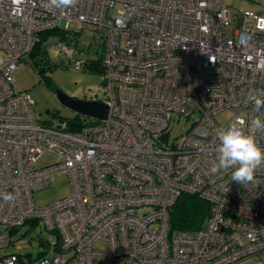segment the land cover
I'll list each match as a JSON object with an SVG mask.
<instances>
[{"label":"built area","instance_id":"obj_1","mask_svg":"<svg viewBox=\"0 0 264 264\" xmlns=\"http://www.w3.org/2000/svg\"><path fill=\"white\" fill-rule=\"evenodd\" d=\"M242 1L247 8L234 0H78L67 8L0 0V264L33 263L8 247L12 230L35 220L56 236L36 264L264 259V165L242 184L231 169L210 171L219 131L264 114L250 99L264 95V0ZM70 21L76 33L91 29L103 39L99 89L109 107L98 124L76 130L41 124L27 94L11 85L37 44L47 51L51 34L42 36L52 30L62 36L50 47L87 68L86 54L64 43ZM226 111L221 125L216 115ZM181 117L190 128L168 140ZM256 135L264 147V133ZM46 152L57 160L35 167ZM60 174L70 194L35 206L33 191ZM181 193L209 203L195 230L169 224Z\"/></svg>","mask_w":264,"mask_h":264},{"label":"rangeland","instance_id":"obj_2","mask_svg":"<svg viewBox=\"0 0 264 264\" xmlns=\"http://www.w3.org/2000/svg\"><path fill=\"white\" fill-rule=\"evenodd\" d=\"M235 8H247L248 2L242 0H234ZM70 31L64 39L67 46L75 47L77 50H82L89 60H97L102 55L103 39L97 31L91 29H83L76 33L77 24L70 21ZM62 36V33L56 32L51 34L47 46L46 63L50 65V69L44 70L46 80L42 74L37 72L34 66V60L38 57L26 55L22 59L26 65L16 67L12 73L14 82L12 88L15 92H25L31 102L30 109L33 114L38 117L43 125L57 127L68 119H77L88 125L98 124V119L79 113L70 107H67L59 100L57 90L62 91L68 96L78 99H96L103 100L105 95L100 91L99 87L102 84L101 72L95 68L90 70L81 67L75 68L74 62L70 60L64 52L56 53L50 47L51 43L57 41ZM89 42L90 44H85ZM45 50V49H44ZM43 63V67L48 64ZM230 114L222 112L216 115L219 124L224 125L227 122ZM191 120L184 117L178 121L172 122L169 127L168 140H181L180 138L190 128ZM57 160L54 154L46 152L42 155L41 160L36 163L35 167H45L54 163ZM69 178L66 174H60L53 178L49 186L46 188L33 191L34 205L43 207L50 204L53 199L58 200L67 196L71 192ZM34 206V207H35ZM3 227L0 226V230ZM11 244L8 250L15 251L26 259H32L36 264V259L40 254L46 251L47 242L51 243L56 236L53 232L45 231L43 224L39 220L26 222L18 229L12 230L10 234ZM97 247H104L105 242L101 241L96 244ZM233 264H264V259L260 257H248L245 260Z\"/></svg>","mask_w":264,"mask_h":264},{"label":"clouds","instance_id":"obj_3","mask_svg":"<svg viewBox=\"0 0 264 264\" xmlns=\"http://www.w3.org/2000/svg\"><path fill=\"white\" fill-rule=\"evenodd\" d=\"M78 0H50L54 7H72ZM257 112L264 108V95L253 94L250 98ZM257 133H264V114L249 123L237 117L218 133L219 145L217 156L211 166V173L232 170L231 179L237 184L250 183L255 180L256 171L264 165V147L257 139ZM11 200L10 195L4 197Z\"/></svg>","mask_w":264,"mask_h":264},{"label":"trees","instance_id":"obj_4","mask_svg":"<svg viewBox=\"0 0 264 264\" xmlns=\"http://www.w3.org/2000/svg\"><path fill=\"white\" fill-rule=\"evenodd\" d=\"M59 32L58 30L48 31L47 33L43 34L42 39H46L50 34ZM38 57L34 60V66L37 68V72L44 76L45 80L47 79L45 76L44 70L50 69V65L46 63V50L41 48V43L37 44L32 52L29 54L30 57ZM48 64L47 67H43V63ZM95 68L102 72L100 59L97 60H90V64L87 66V69ZM68 130H76L79 129L81 123L77 119H68L65 121ZM209 203L207 200L201 199L196 194H188V193H181V195L177 198L176 203L171 207L170 213V220L169 224L173 229H180V230H195L201 226V222L203 218L208 213Z\"/></svg>","mask_w":264,"mask_h":264},{"label":"water","instance_id":"obj_5","mask_svg":"<svg viewBox=\"0 0 264 264\" xmlns=\"http://www.w3.org/2000/svg\"><path fill=\"white\" fill-rule=\"evenodd\" d=\"M56 96H58L61 103L79 113L98 119H105L107 117L109 107L103 100L78 99L68 96L60 90H57Z\"/></svg>","mask_w":264,"mask_h":264}]
</instances>
